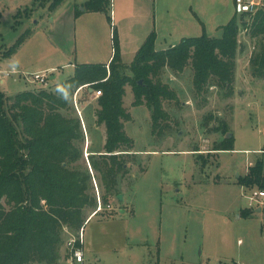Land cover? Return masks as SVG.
I'll return each instance as SVG.
<instances>
[{"label":"rangeland","instance_id":"1","mask_svg":"<svg viewBox=\"0 0 264 264\" xmlns=\"http://www.w3.org/2000/svg\"><path fill=\"white\" fill-rule=\"evenodd\" d=\"M52 1L0 0V81L8 96L39 87L55 91L75 71L79 59L70 13H76L87 0H64L51 9ZM148 2L152 8L153 0ZM111 5L114 32L122 24V4L113 0ZM95 24L100 49L105 37L102 39L100 26ZM27 30L15 53L3 56ZM205 32L210 37L222 36V29L212 25ZM239 39L231 96L226 95L228 88L216 85L206 94H197L191 65L183 72H162V81L176 98L163 101L168 118L155 132L151 111L145 104L133 105V88L126 85L124 107L131 119L125 121V131L134 139L135 154L126 157L128 173L120 178L117 195L108 196L111 208L104 205L85 225L87 246L94 237L103 240L86 251L84 264H149L153 255L160 257V264H264V202L248 197L258 188L238 183L250 165L259 159L264 162V78L254 77L251 71L255 41L246 30L240 32ZM51 66L55 69H47ZM13 67L18 72L7 75L5 71ZM39 71H47L50 77L43 86L20 74ZM96 101L94 92L84 87L74 95L72 106L77 114L81 111L86 130L84 159L94 175L96 197L99 194L104 203L101 176L89 165L91 154L99 158L104 141L105 127L94 123ZM225 123L233 149L218 151L216 145L227 136ZM144 163L145 170L140 171ZM245 208H252V214L243 215ZM95 209H88L86 216ZM76 234L64 227L58 264H68L67 241ZM119 238L122 241L118 243Z\"/></svg>","mask_w":264,"mask_h":264},{"label":"trees","instance_id":"2","mask_svg":"<svg viewBox=\"0 0 264 264\" xmlns=\"http://www.w3.org/2000/svg\"><path fill=\"white\" fill-rule=\"evenodd\" d=\"M62 2L53 0L50 8ZM84 11L104 12L112 21L109 0H87L75 15ZM221 28V37H210L204 31L160 50L152 31L130 64L122 60L114 30L110 63L76 64L73 75L61 81L55 91L39 87L8 96L0 82V264H58L64 227L79 231L88 218L87 210L97 206L94 175L84 159L86 130L72 106L81 87L89 85L92 92H102L93 120L105 127V143L98 151L99 158L90 155L89 165L101 176L107 205L108 196L117 195L119 180L128 173L126 157L135 154L134 139L125 131V121L131 119L124 107L126 85L133 88V105L145 104L151 111L154 132L168 118L163 101L176 98L161 79L166 69L178 73L191 65L197 94H206L216 85L228 88L226 95L231 96L242 30L256 45L250 57L252 75L264 78V6L255 13H236ZM29 31L3 56L14 54ZM223 130L226 134V123ZM87 131H91L90 125ZM231 141L232 136H226L215 149L232 150ZM145 167L146 163L142 164L140 171ZM238 183L264 190L263 160L250 165ZM252 212V208L242 210L245 216Z\"/></svg>","mask_w":264,"mask_h":264},{"label":"crops","instance_id":"3","mask_svg":"<svg viewBox=\"0 0 264 264\" xmlns=\"http://www.w3.org/2000/svg\"><path fill=\"white\" fill-rule=\"evenodd\" d=\"M244 1L264 2V0H153L151 8L148 0H135V3L134 0H120L122 4L120 23L122 24L118 28L116 27L115 30L120 43L122 60L125 64L127 61L129 63L132 62L138 49L152 31L156 32V49L159 48L158 45H160V49H166L177 44V39L190 37V35L198 31H205L210 25L216 29L221 28L238 13L239 5ZM234 5L235 9L233 8ZM107 17L106 13L100 11H84L79 16H76L75 13H70V18L75 24L74 37L77 42L75 54L77 56L76 60L79 59V61H76L77 64L105 63L108 65L110 63L114 55V32L113 21H110ZM95 22H98L100 26L99 31L102 39L105 37V40L101 42L100 49H97L98 41L96 39L97 29L94 28ZM47 69H55V67L51 66ZM55 78V76L53 78L51 76L52 81ZM0 82L3 90V81ZM88 90L91 91L89 88ZM105 137L104 129L102 147L105 143ZM255 210H260V208ZM111 223L115 224L113 221ZM102 240L103 238L97 240V237H94L88 242L87 246L85 236V260L86 251L94 249L95 243H102ZM118 241L120 242L122 239L120 240L119 238L117 239ZM118 243L117 245H119ZM98 245L97 247H101L100 244ZM119 246L120 249L124 248L122 243ZM159 258L158 255H153L152 259L149 260V264H160ZM240 264L245 263L242 262Z\"/></svg>","mask_w":264,"mask_h":264},{"label":"built area","instance_id":"4","mask_svg":"<svg viewBox=\"0 0 264 264\" xmlns=\"http://www.w3.org/2000/svg\"><path fill=\"white\" fill-rule=\"evenodd\" d=\"M111 4H113V0H109ZM264 6V2L262 1H244L241 3L238 7V12H250L255 13L260 7ZM7 75H10L11 73L18 72V70L13 67L12 70L5 71ZM44 72H36L32 74H27L25 72H21V76H23L27 81L30 82H36L39 85H45L50 80V77ZM89 85H85L84 87L88 88ZM81 87L78 92L84 88ZM77 92V93H78ZM76 93V95H77ZM94 94L96 97L100 96L102 94L101 90L94 91ZM78 109V108H77ZM79 114L81 115V111L78 109ZM246 194V192H245ZM252 201H255L256 203L262 204L264 202V190L259 189L258 191H254L252 194L248 196ZM97 207L93 214H91L85 221L84 225L80 228L79 231H77V234L73 237H70L67 241V263L68 264H84L85 262V225L86 223L96 214L101 212L103 210V206L105 205L102 203L101 197L98 194L97 196ZM108 208H111V204L106 205Z\"/></svg>","mask_w":264,"mask_h":264},{"label":"water","instance_id":"5","mask_svg":"<svg viewBox=\"0 0 264 264\" xmlns=\"http://www.w3.org/2000/svg\"><path fill=\"white\" fill-rule=\"evenodd\" d=\"M54 76H52V78H53ZM140 82H142V81H140ZM232 135L231 134H227V137H231ZM122 197V195H119V198H121Z\"/></svg>","mask_w":264,"mask_h":264}]
</instances>
